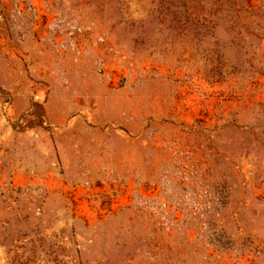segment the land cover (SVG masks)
I'll list each match as a JSON object with an SVG mask.
<instances>
[{
	"label": "rangeland",
	"instance_id": "rangeland-1",
	"mask_svg": "<svg viewBox=\"0 0 264 264\" xmlns=\"http://www.w3.org/2000/svg\"><path fill=\"white\" fill-rule=\"evenodd\" d=\"M0 264H264V0H0Z\"/></svg>",
	"mask_w": 264,
	"mask_h": 264
}]
</instances>
